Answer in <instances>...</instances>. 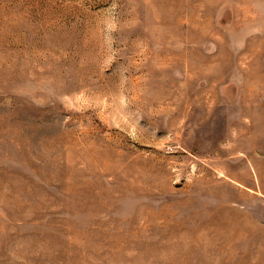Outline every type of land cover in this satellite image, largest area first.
<instances>
[{"label":"rangeland","instance_id":"1","mask_svg":"<svg viewBox=\"0 0 264 264\" xmlns=\"http://www.w3.org/2000/svg\"><path fill=\"white\" fill-rule=\"evenodd\" d=\"M0 264H264V0H0Z\"/></svg>","mask_w":264,"mask_h":264}]
</instances>
